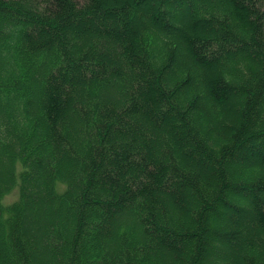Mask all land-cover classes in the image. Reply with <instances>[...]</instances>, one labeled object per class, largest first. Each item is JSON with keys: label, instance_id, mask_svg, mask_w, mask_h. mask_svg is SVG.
Segmentation results:
<instances>
[{"label": "trees", "instance_id": "16d2710c", "mask_svg": "<svg viewBox=\"0 0 264 264\" xmlns=\"http://www.w3.org/2000/svg\"><path fill=\"white\" fill-rule=\"evenodd\" d=\"M209 258L264 264V0H0V264Z\"/></svg>", "mask_w": 264, "mask_h": 264}, {"label": "rangeland", "instance_id": "374dc122", "mask_svg": "<svg viewBox=\"0 0 264 264\" xmlns=\"http://www.w3.org/2000/svg\"><path fill=\"white\" fill-rule=\"evenodd\" d=\"M153 3V2H152ZM180 8H182L181 9V11L182 12H180L179 11V9ZM183 8H184V5H179L178 6V8H177V13H175V17H180V16H182V17H185L186 15L185 14H187L186 13V11H184L183 10ZM179 12L181 13V15L179 14ZM238 154L240 155H242V153L239 151L238 152ZM17 187V186H16ZM16 187H14L10 192H8V193H6L5 195H4V197H3V202H4V204H8V203H10V202H12L13 200H15V199H17L18 198V188H16ZM58 188L59 189H62L63 188V185H58ZM46 218V216L45 217H42V219H45ZM221 220H223V217L221 218ZM32 229V228H31ZM228 252H229V250H227V251H225L224 253L226 254H228ZM214 255H216V253H213ZM40 259H42V258H40ZM39 259V260H40ZM46 264V263H45ZM48 264V263H47ZM50 264V263H49ZM208 264H218L217 262H215L214 260H212V259H208ZM221 264H223V263H221Z\"/></svg>", "mask_w": 264, "mask_h": 264}]
</instances>
